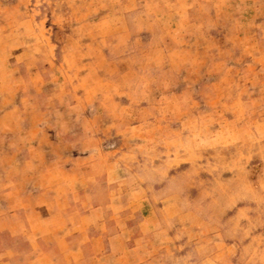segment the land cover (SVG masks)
<instances>
[{"label": "rangeland", "instance_id": "obj_1", "mask_svg": "<svg viewBox=\"0 0 264 264\" xmlns=\"http://www.w3.org/2000/svg\"><path fill=\"white\" fill-rule=\"evenodd\" d=\"M0 264H264V0H0Z\"/></svg>", "mask_w": 264, "mask_h": 264}, {"label": "crops", "instance_id": "obj_2", "mask_svg": "<svg viewBox=\"0 0 264 264\" xmlns=\"http://www.w3.org/2000/svg\"><path fill=\"white\" fill-rule=\"evenodd\" d=\"M6 192L7 193H15V192H17V189H15L14 187H10L9 189L5 190V192H3V194L6 193Z\"/></svg>", "mask_w": 264, "mask_h": 264}]
</instances>
